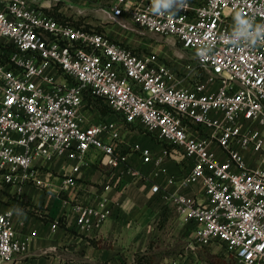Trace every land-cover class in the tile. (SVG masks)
<instances>
[{
	"label": "built area",
	"instance_id": "built-area-1",
	"mask_svg": "<svg viewBox=\"0 0 264 264\" xmlns=\"http://www.w3.org/2000/svg\"><path fill=\"white\" fill-rule=\"evenodd\" d=\"M110 10L122 29L173 37L202 75L187 80L157 52L136 51L102 30L60 20L31 0H1L3 180L21 193L25 183L46 184L42 164L69 159L62 191L78 184L91 151L103 164L127 163L123 124L93 121L86 96H97L124 124L159 140V154L127 146L139 149L144 161L160 165L171 147L192 160L182 185L201 179L206 199L164 194L194 225L192 244L217 243L239 264H264V0H115ZM73 212L77 225L92 231L113 207L104 195L75 203ZM29 244L14 210L0 211V264H14Z\"/></svg>",
	"mask_w": 264,
	"mask_h": 264
},
{
	"label": "crops",
	"instance_id": "crops-1",
	"mask_svg": "<svg viewBox=\"0 0 264 264\" xmlns=\"http://www.w3.org/2000/svg\"><path fill=\"white\" fill-rule=\"evenodd\" d=\"M31 1L65 19L71 17L69 10L74 8L79 12L87 3L90 9L97 10L102 0ZM108 12V19L121 30L118 36L128 38L124 34L127 30L117 22L119 18L111 10ZM86 23L85 26L93 27L91 22L86 20ZM118 36L111 35L122 42ZM133 40L139 42L142 50L146 47L150 50L147 37L134 36ZM183 71L187 72V67ZM92 111L95 122L114 119L123 124L120 134L129 152V161L116 167L106 165L100 162L99 152L91 151L77 173L75 187L62 191L58 188L71 172L73 161L69 159L39 167L44 185L25 183L21 193L15 185H7L0 192V211L12 208L19 234L30 237L28 251L16 257L14 264H137L139 258L144 264H205L198 256L200 246L192 244L194 225L164 196L167 192H183L195 195L200 201L206 199L201 179L189 187L182 185V177L191 170L192 160L171 147L170 155L160 165L146 162L139 149H127V146L139 144L159 154L163 147L159 140L137 124H124L123 117L112 111L97 108ZM245 156L249 164H256L251 153ZM155 185L161 190L154 191ZM104 195L111 200L112 215L92 231L78 226L73 212L75 203H94Z\"/></svg>",
	"mask_w": 264,
	"mask_h": 264
},
{
	"label": "rangeland",
	"instance_id": "rangeland-1",
	"mask_svg": "<svg viewBox=\"0 0 264 264\" xmlns=\"http://www.w3.org/2000/svg\"><path fill=\"white\" fill-rule=\"evenodd\" d=\"M109 1L113 3L114 0H102L99 7L97 6V10L90 9L89 3L84 4V7H82L79 12L75 11V9L73 8L68 11L71 17L67 18L74 23L76 21L83 22L81 24L84 25L87 24V20L88 22L92 23L93 28L98 30L103 29V31L107 34L108 32H110L112 36L117 37V32H120L121 30H119L117 25L111 20H109L107 17V15L109 14L108 11L110 10L108 6L111 7ZM89 17H92V20H89ZM124 34L128 35V38L118 36V38H120V40L122 41V44L127 45L136 51L157 52L167 64H169L172 68H174V70H176L181 76L185 77L187 80L193 81L202 75L203 71L201 67L197 64L196 59L191 56L188 51L183 49L181 44H179V42H177L173 37L160 35L158 33L149 32L139 28L124 31ZM134 36L147 37L149 42L151 43V46L148 47L150 50H148L147 47L142 50V47L140 46L139 42L133 40ZM184 67H187L188 73L183 72ZM7 185L9 184H7L3 180L2 176H0V192L5 190V187H7ZM198 256L200 260L205 264H239L237 259L233 255L228 253L225 248L219 244L200 246L198 248Z\"/></svg>",
	"mask_w": 264,
	"mask_h": 264
},
{
	"label": "trees",
	"instance_id": "trees-1",
	"mask_svg": "<svg viewBox=\"0 0 264 264\" xmlns=\"http://www.w3.org/2000/svg\"><path fill=\"white\" fill-rule=\"evenodd\" d=\"M49 14L53 15L52 12H48ZM54 16V15H53ZM56 18L60 20H64L62 17L55 16ZM67 19V18H65ZM75 24H81L80 22L76 21ZM89 27V26H86ZM86 98L88 99L89 106H92V108H97L101 111L107 112L111 111V109L108 107V105L103 101L102 98L93 96V95H87ZM33 210V209H32ZM34 211V210H33ZM37 212V210H35ZM137 264H144L143 260L141 258L138 259Z\"/></svg>",
	"mask_w": 264,
	"mask_h": 264
}]
</instances>
